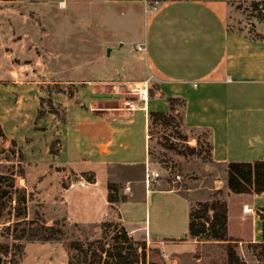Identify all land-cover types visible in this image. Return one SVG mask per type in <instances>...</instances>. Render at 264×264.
Listing matches in <instances>:
<instances>
[{
    "label": "crops",
    "instance_id": "crops-1",
    "mask_svg": "<svg viewBox=\"0 0 264 264\" xmlns=\"http://www.w3.org/2000/svg\"><path fill=\"white\" fill-rule=\"evenodd\" d=\"M238 1L263 0H177L158 3L154 9L147 0L13 1L27 10L54 15L73 11L86 13L88 18L81 20V27L91 29V32L84 36V44H93L92 38L101 36L104 40L97 44L98 48L104 49L105 53L108 51L109 57L114 49L121 52L122 47L133 41L137 49L141 48L137 51L143 55L146 71L137 76L68 82L75 86V93L71 98L63 94L64 121L61 134L56 137L60 141L59 153L51 154L47 142H40L37 137L36 140L43 145L40 151L47 157L45 173L56 166L72 171L70 165L81 162L103 166L106 174L104 189L99 191L94 187L85 194L86 200L92 199L93 204V197L98 194V210L85 225L100 229L105 222L120 224L135 241L146 242L159 250L162 264H181L183 261L187 264L191 260L200 263L202 259L192 253L203 246L188 234L189 213L186 226L175 234L179 235L177 238L167 236L169 220L165 226L159 224L156 230L151 228L146 220L148 208L155 199L158 209L157 202L161 199L157 197L162 194L187 199L190 211L195 203L211 200L214 191L223 190L226 202L237 199L243 202V211L245 208L250 210L253 222L259 227V237L261 234L257 212L264 207V193L234 195L227 186L229 163L264 160V21L257 20L254 33L231 28L228 19L232 4ZM113 17L121 19L118 24L122 36L106 28L105 21ZM143 83L149 88L153 85V96L144 104L131 93ZM173 97L184 101L183 119L187 129L209 132L212 164L223 172L222 187L217 188L216 182H209L204 194L194 188L186 194L170 188L164 179L149 186L146 184V171H154L148 157V115L161 108L167 107L168 111L167 101ZM130 101L137 103L138 110L127 109L126 103ZM53 118L47 114L38 122L44 124L45 120ZM132 124L136 133L133 141ZM34 132L50 135L48 142L52 140L49 129ZM85 132L96 135H84ZM123 137L128 141L109 154V148ZM21 152L24 155V151ZM36 159L35 164L40 165ZM108 184L121 185L120 194L126 196L127 201L109 204ZM164 201L173 203L167 198ZM140 203L146 208L144 219L140 218ZM230 219L228 210L229 236L239 244L246 243L232 236Z\"/></svg>",
    "mask_w": 264,
    "mask_h": 264
},
{
    "label": "rangeland",
    "instance_id": "rangeland-1",
    "mask_svg": "<svg viewBox=\"0 0 264 264\" xmlns=\"http://www.w3.org/2000/svg\"><path fill=\"white\" fill-rule=\"evenodd\" d=\"M250 4L249 1L232 4L233 10L228 19L231 28L254 33L257 14L253 12ZM0 11V174L13 176L16 188L25 189L30 195L28 202L30 217L34 212L43 213L48 225L55 220H65L67 232L74 241L103 240L110 243L113 228L104 235L101 227L94 229L85 225V222H89L98 210L96 205L98 194L93 197L95 204L91 203L92 199L87 201L85 194L94 187L99 191L104 189L106 174L103 166L86 165L85 162H81L70 165L72 171L56 166L45 173L44 160L47 157L40 151L43 148L40 142H47L46 145L50 149L53 148L55 153H59L60 141L57 134H61L64 121L61 104L65 99L63 94L69 95L75 90V86L68 82L137 76L146 71L143 55L138 53L140 50L136 48L134 41L122 47L121 52L114 49L112 57H109L108 51L105 53L104 49L98 48L97 44H102L104 40L101 36L92 38L93 44H84L86 42L84 39L91 29L81 27V20L88 17L86 13L80 11L54 15L52 12L27 10L13 1L0 4ZM94 19L98 20L95 17ZM119 21L121 19L118 17L109 18L105 21V25L106 28H110L109 30H114L116 34L122 36ZM127 22L128 20L126 25ZM151 87L153 88V85H150ZM177 109L181 113V106ZM151 112H167V107ZM47 114L54 118L45 120L44 124L39 123L38 119L44 118ZM66 125L68 126V120ZM43 126L46 129H42ZM48 129L53 135L50 142H48L51 139L50 135H36L37 133L34 132H44ZM131 129L133 141L134 138L136 139V136H133L136 135L133 124ZM161 131L163 132L160 127H156L153 131L149 143L152 152L150 164L170 188L179 189L186 194H188L187 190L194 188L204 194L205 189L209 187L206 183L216 182L215 187H222L221 169L208 160L195 156L183 157L164 149L162 147L164 142L159 136ZM170 132L169 130L166 132L167 135H173V138H168L170 143H176L178 146L184 145L178 140V135L193 134L183 126ZM199 133L195 132V135ZM84 135L96 134L85 132ZM124 137L128 138V136ZM124 141L128 140L125 138L116 140L108 153L119 149V145ZM94 144L96 145V141ZM186 145L194 148L197 147V142L190 138ZM21 151H24V155ZM35 159L40 165L35 164ZM113 160H116L115 157ZM21 169L25 173L23 178L18 176ZM89 175H93V182L88 180ZM177 176L180 177V181L176 180ZM4 186L6 184L2 185ZM212 196V199L214 197L226 199L224 191L220 189L214 191ZM15 197L16 193L13 192L12 200L9 201L6 209V216L0 222V243H12L7 238L6 229L12 226L16 219ZM157 198L161 199L157 202L161 207L156 208L154 199L152 206L148 208L146 220L153 230H156L159 224L165 226V222L169 220L167 236L177 238L179 235L175 234L181 227H185L188 221V200L173 194H162ZM166 198L173 203H166L164 201ZM228 203L231 218L230 232L232 236L246 241L239 244L236 251L247 264H257L248 248V243L261 241L259 227L253 222L252 215L243 211V202L227 199V205ZM145 210V205H141V219L145 218ZM144 243L146 264H162L159 250ZM225 255V250L220 245H203L196 249V253H192V256H197L202 261L197 263L191 260L187 264H224ZM8 260H5L4 264H9ZM67 262L68 255L63 244L35 243L26 245L23 258L18 264H67ZM181 264L186 263L183 261Z\"/></svg>",
    "mask_w": 264,
    "mask_h": 264
},
{
    "label": "trees",
    "instance_id": "trees-1",
    "mask_svg": "<svg viewBox=\"0 0 264 264\" xmlns=\"http://www.w3.org/2000/svg\"><path fill=\"white\" fill-rule=\"evenodd\" d=\"M12 1L14 0H0L3 3ZM147 1L150 6H153L155 3L177 0ZM250 7L257 14V20L264 21V0L251 2ZM74 93L75 90L68 96L71 98ZM152 96V89L149 88V98ZM167 102L169 106L167 112H152L148 115L149 143L153 137L154 129L160 127L163 132L161 131L159 136L164 142L162 143L164 149L183 157L195 156L212 163V144L209 132L189 130L185 127L184 101L182 99L173 97ZM179 106H181V113L177 109ZM181 126L194 135H178V140L184 145L178 146L176 143H170L168 138H173V135H167L166 132L169 130L172 133ZM195 132L200 133L195 135ZM190 138L196 140L197 147L186 145ZM50 153L57 154L53 148L50 149ZM148 157L150 162L152 152L149 144ZM226 173L227 186L231 194L261 195L264 193V160L254 163H229ZM24 175V170L21 169L18 176L23 178ZM88 180L93 182V175H89ZM3 184L6 186L2 187ZM107 189L109 204L115 205L127 201V197L120 194L123 189L121 185L108 184ZM13 192L16 193L14 199L16 219L12 226H8L6 229L7 238L12 243H0V264H4L8 259L9 264H18L23 258L26 245L35 243L63 244L68 255L67 264H146L145 243L135 241L118 223L105 222L101 224L104 235L113 228L110 243L103 240L83 242L72 240L67 232L65 220H55L51 225H48L43 213L34 212L30 217L28 207L30 195L25 189L16 188L13 176L7 177L2 174H0V222L6 216V209L9 201L12 200ZM257 216L261 224V241L248 243V248L257 264H264V207L259 209ZM188 234L190 238L203 245L222 246L226 254L224 264H247L236 251L239 241L231 238L228 234V205L224 199L214 197L208 201L195 203L189 211Z\"/></svg>",
    "mask_w": 264,
    "mask_h": 264
},
{
    "label": "built area",
    "instance_id": "built-area-1",
    "mask_svg": "<svg viewBox=\"0 0 264 264\" xmlns=\"http://www.w3.org/2000/svg\"><path fill=\"white\" fill-rule=\"evenodd\" d=\"M157 4L158 3H155L153 6H150V7L154 9ZM138 50H141V48L138 47ZM131 93L137 98V101L139 103L144 104L149 99V85L147 83L138 85L137 87L132 89ZM136 104L137 103H135L134 101H130L126 103V107L129 111H136L138 110V107ZM159 180H161V175L159 172L148 171V170L146 171L145 182L148 186L158 182ZM176 180L180 181V177L177 176ZM81 186H84V184H81Z\"/></svg>",
    "mask_w": 264,
    "mask_h": 264
},
{
    "label": "bare ground",
    "instance_id": "bare-ground-1",
    "mask_svg": "<svg viewBox=\"0 0 264 264\" xmlns=\"http://www.w3.org/2000/svg\"><path fill=\"white\" fill-rule=\"evenodd\" d=\"M246 213H250V210L248 208H245V211Z\"/></svg>",
    "mask_w": 264,
    "mask_h": 264
}]
</instances>
